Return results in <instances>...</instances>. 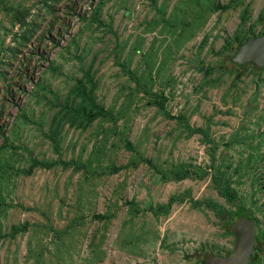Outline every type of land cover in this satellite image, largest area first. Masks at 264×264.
<instances>
[{
    "label": "rangeland",
    "instance_id": "rangeland-1",
    "mask_svg": "<svg viewBox=\"0 0 264 264\" xmlns=\"http://www.w3.org/2000/svg\"><path fill=\"white\" fill-rule=\"evenodd\" d=\"M230 1L0 0V264L229 252L206 203L234 202L212 173L264 207V65L236 66L228 47L260 32L264 0L215 10ZM86 72L110 115L70 125ZM172 195L183 200L156 210Z\"/></svg>",
    "mask_w": 264,
    "mask_h": 264
},
{
    "label": "trees",
    "instance_id": "trees-1",
    "mask_svg": "<svg viewBox=\"0 0 264 264\" xmlns=\"http://www.w3.org/2000/svg\"><path fill=\"white\" fill-rule=\"evenodd\" d=\"M239 0H231L227 5L222 6V7H216V9L220 8L221 10H226L230 6L231 2H238ZM264 11V9H261ZM91 18L94 21L98 22V17H97V12H92ZM261 25L264 24V18L260 20ZM262 29V26H261ZM261 32V30H260ZM256 34H248L245 33L243 30H240L239 33L234 34L231 40H229L228 47L235 42L234 48L240 44L245 37H248L249 35L254 37L259 35V33ZM243 33V35L240 37V34ZM237 39V40H236ZM247 64H243L241 67L246 66ZM93 83L91 81V77L88 74V72L85 73V81L83 79H77L76 85L74 87V93L76 96L77 101L73 102V105H67L65 108V117H66V122L70 125L77 124L78 126H86L90 122H92L94 119H97L100 116H105V115H110V111L108 109H105L102 105L98 104L95 102V97L94 94L92 93V87ZM196 131L204 132V129L202 128H197ZM53 144H56V140L52 137ZM197 175V177H203V175L206 173L203 169L201 171H193ZM185 175V174H184ZM212 180L213 183L215 184L216 192L219 194L220 197L224 198L226 202H234L235 200V193L234 191L228 186L227 181H225L224 176L221 172L216 171L212 173ZM183 199H178L176 196H170L166 203L164 205H160L157 207L156 210L159 212H163L166 214L168 212V208L175 202H180ZM207 206H210L213 208L214 212L219 215L220 217V222L219 224L221 225V221H224L225 224H227L231 219H232V211L229 209L226 211L224 207H222L219 204H215L212 202H207ZM153 211V210H152ZM155 214L156 212L153 211ZM224 214L225 216H220V214ZM226 220V221H225ZM225 228L224 226H222ZM227 231V230H226ZM228 232V231H227ZM229 233V232H228ZM230 234V233H229ZM202 259H200L201 261Z\"/></svg>",
    "mask_w": 264,
    "mask_h": 264
},
{
    "label": "water",
    "instance_id": "water-1",
    "mask_svg": "<svg viewBox=\"0 0 264 264\" xmlns=\"http://www.w3.org/2000/svg\"><path fill=\"white\" fill-rule=\"evenodd\" d=\"M230 62L236 66L250 64L253 70L264 65V24L259 35L245 37L234 48ZM224 227L233 237L232 248L226 255L203 253L202 264H246L253 243V224L243 216L228 222Z\"/></svg>",
    "mask_w": 264,
    "mask_h": 264
},
{
    "label": "flooded vegetation",
    "instance_id": "flooded-vegetation-1",
    "mask_svg": "<svg viewBox=\"0 0 264 264\" xmlns=\"http://www.w3.org/2000/svg\"><path fill=\"white\" fill-rule=\"evenodd\" d=\"M238 199L235 197L234 205L231 208L232 219L230 221L244 216L253 224V243L246 264H264V207L261 209L262 207L255 206L254 200L248 206H244ZM222 222L224 223V221H221V225L224 226L225 223L223 225ZM202 263L203 260L199 261V264Z\"/></svg>",
    "mask_w": 264,
    "mask_h": 264
}]
</instances>
